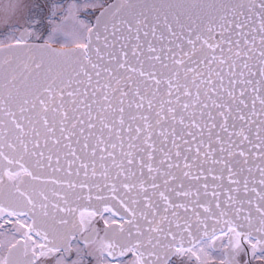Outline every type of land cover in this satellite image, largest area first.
Here are the masks:
<instances>
[{
  "label": "snow or ice",
  "instance_id": "1",
  "mask_svg": "<svg viewBox=\"0 0 264 264\" xmlns=\"http://www.w3.org/2000/svg\"><path fill=\"white\" fill-rule=\"evenodd\" d=\"M0 264H264V0H0Z\"/></svg>",
  "mask_w": 264,
  "mask_h": 264
}]
</instances>
